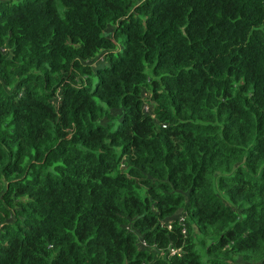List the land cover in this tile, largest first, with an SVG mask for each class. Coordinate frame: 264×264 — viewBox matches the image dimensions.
I'll list each match as a JSON object with an SVG mask.
<instances>
[{
	"label": "trees",
	"instance_id": "16d2710c",
	"mask_svg": "<svg viewBox=\"0 0 264 264\" xmlns=\"http://www.w3.org/2000/svg\"><path fill=\"white\" fill-rule=\"evenodd\" d=\"M0 264H264V0H0Z\"/></svg>",
	"mask_w": 264,
	"mask_h": 264
}]
</instances>
